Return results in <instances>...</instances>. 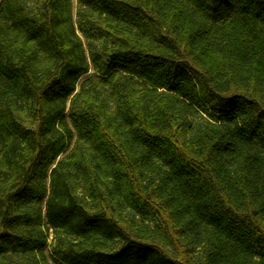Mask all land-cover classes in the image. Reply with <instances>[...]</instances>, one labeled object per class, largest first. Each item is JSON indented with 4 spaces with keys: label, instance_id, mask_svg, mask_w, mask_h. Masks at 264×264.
I'll return each mask as SVG.
<instances>
[{
    "label": "trees",
    "instance_id": "1",
    "mask_svg": "<svg viewBox=\"0 0 264 264\" xmlns=\"http://www.w3.org/2000/svg\"><path fill=\"white\" fill-rule=\"evenodd\" d=\"M0 264H264V0H0Z\"/></svg>",
    "mask_w": 264,
    "mask_h": 264
},
{
    "label": "rangeland",
    "instance_id": "2",
    "mask_svg": "<svg viewBox=\"0 0 264 264\" xmlns=\"http://www.w3.org/2000/svg\"><path fill=\"white\" fill-rule=\"evenodd\" d=\"M83 42H84V46L88 49V43L84 39H83ZM49 247H50V245H48V249H49Z\"/></svg>",
    "mask_w": 264,
    "mask_h": 264
}]
</instances>
